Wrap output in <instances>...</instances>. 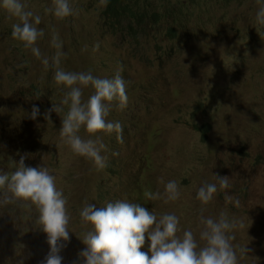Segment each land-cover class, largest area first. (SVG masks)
Returning a JSON list of instances; mask_svg holds the SVG:
<instances>
[{"label":"rangeland","instance_id":"obj_1","mask_svg":"<svg viewBox=\"0 0 264 264\" xmlns=\"http://www.w3.org/2000/svg\"><path fill=\"white\" fill-rule=\"evenodd\" d=\"M140 1L159 11L168 7L172 35L161 25L156 37L140 38L137 45L108 32L101 19L104 0H69L76 14L63 20L46 12L53 0H21L26 11L41 17V59L12 38V24L19 21L0 7V174L14 172L23 156L25 166L45 167L56 177L70 216L62 264H84L79 253L87 246L81 239L91 226H83L79 213L87 204L145 203L157 217L176 214L181 229L199 239L196 195L206 183H217L218 191L204 215L216 219L224 212L237 224L230 234L238 264H264V25L257 22L264 0ZM54 34L65 71L106 79L119 73L125 81L127 107L113 102L106 117L122 125L123 142L115 133L97 134L105 145L103 169L62 143L67 106L45 118L67 91L54 82ZM82 93L86 102L94 89ZM33 106L39 108L35 119ZM203 124L209 125L205 141L193 128ZM79 135L88 138L83 129ZM217 176L228 177L230 188L219 190ZM172 180L180 187L177 201L146 199L148 191L163 196ZM9 204L0 205V264H38L44 258L46 264L50 246L35 206Z\"/></svg>","mask_w":264,"mask_h":264},{"label":"clouds","instance_id":"obj_2","mask_svg":"<svg viewBox=\"0 0 264 264\" xmlns=\"http://www.w3.org/2000/svg\"><path fill=\"white\" fill-rule=\"evenodd\" d=\"M53 4L54 7L46 9V12H52L60 20L76 14L69 0H53ZM0 7L7 12L9 19L19 21L12 24V38L19 41L25 50H30L34 57L41 59V52L36 46L37 40L44 34L36 27L41 17L26 11L21 0H0ZM257 22L264 25V7L257 13ZM52 46L56 49L52 57L54 82L67 91L60 104H52L45 118L50 119L52 112L59 115L67 106L60 129L62 143L69 146L75 155L91 160L98 170L103 169L106 157L101 155V151L105 145L97 134L115 133L117 141L123 142L122 125L108 122L106 117L113 102L121 110L127 107L125 81L119 73L112 79H106L96 78L91 72L65 71L60 66L64 55L60 51L62 44L55 34ZM42 63L47 68L49 59L42 58ZM89 86L94 93L84 102L82 89ZM38 113L39 108L33 106L31 118L35 119ZM81 129L88 138L79 135ZM24 160L22 156L14 172L0 174V190H5L0 196V205L21 201L25 206H35L37 223L47 234L50 246L46 264H62L59 252L70 240L67 198L62 190L57 189L56 177L47 168L27 167ZM217 180L219 190L230 188L228 177L217 176ZM217 191V183H206L197 191L196 199L201 204L199 225L202 226L199 239L191 229H181L180 219L174 213L157 217L140 204L121 200L109 202L104 207L87 204L79 215L83 226L90 225L91 230L81 239L87 247L79 256L84 264H238L232 243L235 236L230 234L237 227L236 222L230 221L224 212L216 219L204 215L205 206L213 201ZM145 195L148 200L163 198L165 203H169L177 201L181 192L178 183L172 180L165 184L163 196L151 191ZM225 200L233 202L227 194ZM235 203L238 204V201ZM146 240L149 242L147 252L141 250ZM240 251L245 254V247Z\"/></svg>","mask_w":264,"mask_h":264},{"label":"trees","instance_id":"obj_3","mask_svg":"<svg viewBox=\"0 0 264 264\" xmlns=\"http://www.w3.org/2000/svg\"><path fill=\"white\" fill-rule=\"evenodd\" d=\"M221 0H217L220 5ZM193 2H187L191 4ZM140 0H104V7L101 13V19L106 30L113 34H118L122 37H130V41L135 44H140V38L146 37H156L158 34V28L161 25H165V33L172 35V28H169L170 19L168 7L163 6L162 10L159 11L157 5L155 8L145 7ZM166 11V13H164ZM170 12L173 10L170 9ZM153 25H156L155 27ZM194 130L199 132L201 135V140L205 141L206 133L209 129L208 124H203L200 127L193 126ZM4 190H0V194ZM10 205V204H9ZM147 204H143L142 207L147 208ZM19 234V233H18ZM20 236H22L20 234ZM23 237L31 239L28 235ZM20 245L16 241L15 245ZM45 258L40 260L38 264H44Z\"/></svg>","mask_w":264,"mask_h":264}]
</instances>
